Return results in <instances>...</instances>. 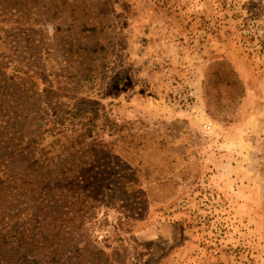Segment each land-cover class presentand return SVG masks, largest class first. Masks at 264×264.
Listing matches in <instances>:
<instances>
[{"label": "rangeland", "instance_id": "rangeland-1", "mask_svg": "<svg viewBox=\"0 0 264 264\" xmlns=\"http://www.w3.org/2000/svg\"><path fill=\"white\" fill-rule=\"evenodd\" d=\"M252 2L0 0V264H264ZM81 101L122 128L82 141Z\"/></svg>", "mask_w": 264, "mask_h": 264}, {"label": "trees", "instance_id": "trees-1", "mask_svg": "<svg viewBox=\"0 0 264 264\" xmlns=\"http://www.w3.org/2000/svg\"><path fill=\"white\" fill-rule=\"evenodd\" d=\"M251 6L253 7V12H254L251 14V16L258 17L259 14L264 13V9L261 8L259 6V4L252 2ZM82 103H83V101H81V103L79 105H75V107L73 108L72 111H69L71 117H74V118L82 117L86 120L85 123L81 127L84 131L82 134H80L78 136V138L82 139V141L83 140L85 141L87 138H90V139H93L95 141V144L101 145V144H103L101 140L102 139L104 140V138H102L103 133L108 131L109 136H114L116 134L117 130H119V128L120 129L122 128L118 125V121L116 119H112V118L108 117L107 114L103 113L104 114L103 115V114H100L98 112H95L92 109H90L88 103H86L85 105H82ZM63 116H64V114L62 116H59L58 120L53 122V125L47 126L48 128L46 130H49L50 132H54L58 123L62 122L63 119L65 118ZM110 150L111 149L108 150L105 148V150L103 151L102 156H104V160L106 162L103 164L102 169H105V170L102 171L100 174H98L96 177L106 176V178H103V180L101 181L102 186H104V187L106 186L107 188L109 186L112 189H116V192L117 191H124V193L127 194V189H128V183L127 182H129V181H127V178L132 177L133 174L123 176L121 173L122 171L119 172V171H116L115 168H110L111 167L110 165L112 164L111 162H109ZM49 160H52V159H49ZM109 163H111V164H109ZM105 183H107V184L105 185ZM9 188H12V187H9ZM11 193H12V191H11ZM27 234H30V233H26V234L21 233V237L23 239L28 238L29 236ZM37 236H38L37 234H35L34 236L31 235V237L34 239ZM1 238L5 239L6 236H2ZM40 238L46 239L47 236L43 237V234H40ZM20 245L22 246V244H20ZM12 260L11 259L8 260L7 263L13 262Z\"/></svg>", "mask_w": 264, "mask_h": 264}, {"label": "built area", "instance_id": "built-area-1", "mask_svg": "<svg viewBox=\"0 0 264 264\" xmlns=\"http://www.w3.org/2000/svg\"><path fill=\"white\" fill-rule=\"evenodd\" d=\"M210 127H211V123H209L208 125L207 124L205 125V129L207 130L210 129ZM260 166H261L262 171L264 172V145H263L262 152H261Z\"/></svg>", "mask_w": 264, "mask_h": 264}]
</instances>
